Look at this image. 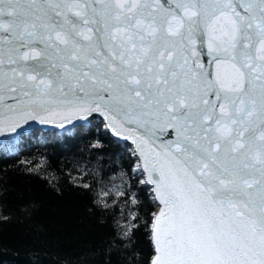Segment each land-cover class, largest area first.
I'll return each mask as SVG.
<instances>
[{
    "label": "snow or ice",
    "instance_id": "snow-or-ice-1",
    "mask_svg": "<svg viewBox=\"0 0 264 264\" xmlns=\"http://www.w3.org/2000/svg\"><path fill=\"white\" fill-rule=\"evenodd\" d=\"M37 131L83 142L59 172L93 231L61 248L15 184L29 264H264V0H0V193L64 195Z\"/></svg>",
    "mask_w": 264,
    "mask_h": 264
},
{
    "label": "trees",
    "instance_id": "trees-1",
    "mask_svg": "<svg viewBox=\"0 0 264 264\" xmlns=\"http://www.w3.org/2000/svg\"><path fill=\"white\" fill-rule=\"evenodd\" d=\"M82 147V141L72 139L46 140L44 137L36 138L33 136L26 137L22 144L18 146L21 158H35L38 167L44 164L42 156H46L51 164L50 171L57 173L60 183L65 186V191L61 197L50 191L49 186L42 179L27 176H13L11 178L13 183L8 185V191L0 193V195H3L0 206L12 216L8 223L0 225V244L18 247L20 254L17 256L9 253L4 256L3 259L6 264H29L24 255V243L26 240H30L31 237L27 229L18 223V217L13 210L16 203V194L12 191V188L15 184L26 183L32 189L37 198L36 203L40 206L37 219L43 225V235L52 241H59L61 248L72 251L76 243L85 234L93 231L90 227L93 221L85 211L86 197L72 191L67 186L64 176L60 175L59 172V169L63 167L65 158ZM12 162L11 154L0 153V168ZM44 179L56 182V178L50 174L45 176ZM72 179L75 182L80 177L73 176ZM95 234L98 235L99 230H96Z\"/></svg>",
    "mask_w": 264,
    "mask_h": 264
},
{
    "label": "water",
    "instance_id": "water-1",
    "mask_svg": "<svg viewBox=\"0 0 264 264\" xmlns=\"http://www.w3.org/2000/svg\"><path fill=\"white\" fill-rule=\"evenodd\" d=\"M37 135H39V137H40V136H43L39 131H37V132L35 133V135H32V136L37 137ZM29 137H30V136H29Z\"/></svg>",
    "mask_w": 264,
    "mask_h": 264
}]
</instances>
